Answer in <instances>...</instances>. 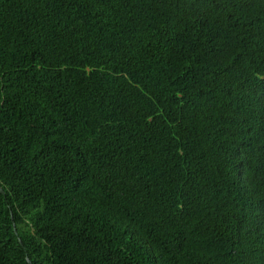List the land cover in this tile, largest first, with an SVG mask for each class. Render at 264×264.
I'll use <instances>...</instances> for the list:
<instances>
[{"label":"trees","instance_id":"16d2710c","mask_svg":"<svg viewBox=\"0 0 264 264\" xmlns=\"http://www.w3.org/2000/svg\"><path fill=\"white\" fill-rule=\"evenodd\" d=\"M0 189V264H264V0H0Z\"/></svg>","mask_w":264,"mask_h":264},{"label":"water","instance_id":"95a60500","mask_svg":"<svg viewBox=\"0 0 264 264\" xmlns=\"http://www.w3.org/2000/svg\"><path fill=\"white\" fill-rule=\"evenodd\" d=\"M0 192L5 194V191H4V189H0ZM15 228H16V227H15ZM15 231H16V234L18 235V230H17V228H16V230H15ZM21 243L23 244L22 240H21ZM29 261H30V260H29Z\"/></svg>","mask_w":264,"mask_h":264}]
</instances>
